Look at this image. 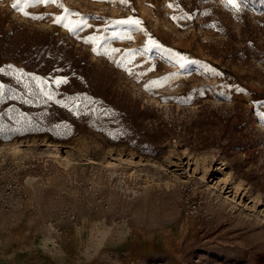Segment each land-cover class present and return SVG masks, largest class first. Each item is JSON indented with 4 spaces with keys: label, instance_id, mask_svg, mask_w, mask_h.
I'll return each mask as SVG.
<instances>
[{
    "label": "rangeland",
    "instance_id": "1",
    "mask_svg": "<svg viewBox=\"0 0 264 264\" xmlns=\"http://www.w3.org/2000/svg\"><path fill=\"white\" fill-rule=\"evenodd\" d=\"M14 2L0 264H264V0Z\"/></svg>",
    "mask_w": 264,
    "mask_h": 264
},
{
    "label": "snow or ice",
    "instance_id": "2",
    "mask_svg": "<svg viewBox=\"0 0 264 264\" xmlns=\"http://www.w3.org/2000/svg\"><path fill=\"white\" fill-rule=\"evenodd\" d=\"M53 0H15L14 3H12L11 7L13 9L19 10L21 6L23 7H30L34 4H47L51 3ZM122 3L126 2V0H121ZM35 18V17H32ZM118 24H135L138 23V21L135 20H128V21H117Z\"/></svg>",
    "mask_w": 264,
    "mask_h": 264
},
{
    "label": "bare ground",
    "instance_id": "3",
    "mask_svg": "<svg viewBox=\"0 0 264 264\" xmlns=\"http://www.w3.org/2000/svg\"><path fill=\"white\" fill-rule=\"evenodd\" d=\"M20 144H21V142H19V145H20ZM63 160L66 161L67 163L70 162V160H68L66 157H63ZM222 188H223V187H220L219 189L221 190L222 193H224L225 191L222 190ZM230 189H231V188H230ZM232 191H234V196H235V197L232 198V200H234V199L236 198V196H238V191H237V189H235V188H232ZM221 192H220V193H221ZM232 194H233V193H232ZM238 199H239V198H238ZM242 203H243V206H247V205H245V203H246L245 201H243Z\"/></svg>",
    "mask_w": 264,
    "mask_h": 264
},
{
    "label": "trees",
    "instance_id": "4",
    "mask_svg": "<svg viewBox=\"0 0 264 264\" xmlns=\"http://www.w3.org/2000/svg\"><path fill=\"white\" fill-rule=\"evenodd\" d=\"M79 100H80V103H83V102H84L83 97H79ZM113 116H115V115H113ZM62 126H63V125H60L59 127H60V128H63ZM68 130H71V129L69 128Z\"/></svg>",
    "mask_w": 264,
    "mask_h": 264
}]
</instances>
